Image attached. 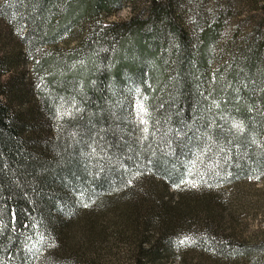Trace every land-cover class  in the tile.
<instances>
[{"label": "trees", "instance_id": "1", "mask_svg": "<svg viewBox=\"0 0 264 264\" xmlns=\"http://www.w3.org/2000/svg\"><path fill=\"white\" fill-rule=\"evenodd\" d=\"M216 1L105 22L131 1L0 0V264H165L228 242L220 190L264 177V0ZM242 7L248 30L221 39Z\"/></svg>", "mask_w": 264, "mask_h": 264}, {"label": "rangeland", "instance_id": "2", "mask_svg": "<svg viewBox=\"0 0 264 264\" xmlns=\"http://www.w3.org/2000/svg\"><path fill=\"white\" fill-rule=\"evenodd\" d=\"M131 6L124 4L121 9L115 12L109 17H105V22H121L127 20L132 15L131 7L135 11H139L140 4H143L142 0H130ZM204 10L211 11L214 8L216 0H200ZM208 3L212 5L206 6ZM133 10V11H134ZM248 8H241L237 12L231 10V14L223 22V28L220 29L219 37L221 39L223 35H227L230 31L232 23H237L238 31L244 34L245 30H248L249 24L238 23L242 17L246 20L254 17V12H249ZM134 13V12H133ZM241 14V16H238ZM238 16V18H237ZM244 23V22H243ZM247 26V27H246ZM235 27V26H234ZM227 29V30H226ZM228 31V32H226ZM82 34V29H75V31L62 43L58 45L59 48L67 49L74 45L75 38ZM172 191H168L171 193ZM212 194V193H211ZM213 193V196H216ZM220 198L218 202L221 203V227L226 229V235H229L228 242L221 239V246L216 251H204L198 250L208 246L207 242H204L201 238L191 239L188 246L182 250L172 251V257L165 264H264V177L257 180H245L236 185L225 187L220 190ZM226 243H230L231 246L236 249H257L259 256H254L252 261L245 258H229L222 259V250ZM209 247V246H208ZM208 256V257H207Z\"/></svg>", "mask_w": 264, "mask_h": 264}]
</instances>
